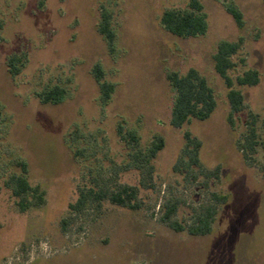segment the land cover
Here are the masks:
<instances>
[{
    "label": "rangeland",
    "instance_id": "obj_1",
    "mask_svg": "<svg viewBox=\"0 0 264 264\" xmlns=\"http://www.w3.org/2000/svg\"><path fill=\"white\" fill-rule=\"evenodd\" d=\"M190 1L0 0V264H264V0H200L206 34L165 30L163 12L187 9ZM228 5L243 12L244 27ZM104 11L112 46L99 31ZM224 40L242 43L231 76L255 68L261 77L241 88L246 107L232 121L213 61ZM12 56L21 58L17 75L10 73ZM97 64L115 85L105 103ZM191 67L207 78L217 108L206 121L174 128L168 74ZM55 85L66 90L64 100L43 103L38 93ZM250 113L259 141L253 152L241 146ZM120 127L137 135L142 153L164 140L146 171L136 167ZM186 132L201 141L197 155ZM20 161L46 197L25 212L6 184L22 172ZM96 184L137 187L140 208L89 199L73 209L80 189ZM166 201L178 203L172 220L182 225L199 207L216 204L212 232L172 228L161 219Z\"/></svg>",
    "mask_w": 264,
    "mask_h": 264
},
{
    "label": "trees",
    "instance_id": "obj_2",
    "mask_svg": "<svg viewBox=\"0 0 264 264\" xmlns=\"http://www.w3.org/2000/svg\"><path fill=\"white\" fill-rule=\"evenodd\" d=\"M228 12L235 19L238 27L245 25L243 12L235 5L227 6ZM161 24L168 32L183 38L197 37L206 34L209 23L204 5L200 0H191L187 9H167L161 16ZM100 33L107 39L112 46L115 40V32L111 26V15L108 12L102 13V20L99 24ZM241 41L224 40L219 43L215 54L213 55L214 68L216 72L223 78L228 89V99L230 102L229 120L235 114L242 112L246 103L242 87L256 86L260 83L261 77L258 69L248 68L235 78L231 76L230 71L237 66L234 57L241 48ZM21 58L12 56L9 59L10 73L17 75L20 70ZM96 80L101 90V100L107 102L115 90V85L104 79V71L100 65H96L93 69ZM168 79L175 89V101L173 104L170 125L174 128H182L190 124L192 121L208 120L217 108V99L213 88L209 84L207 78L195 67L189 68L184 74L178 72H170ZM43 103L58 104L62 102L66 96V90L59 85L44 89L38 93ZM248 131L245 134L241 146L243 149L256 151L259 144L257 139V116L250 113L247 121ZM119 135L123 140H131V148L135 150L133 156H136V167L142 171H146L150 167V162L157 153L163 149L164 140L158 137L153 141L146 153L138 150L137 135L133 132L124 134L122 127L118 129ZM186 138L189 141L187 146H193L197 155L201 146V141L193 138L190 132H186ZM247 152L246 157L250 158L251 154ZM22 172L13 174L6 181L7 186L11 190V194L17 199V205L22 212L32 208H40L46 202L45 191L40 185H33L30 182L28 173V165L26 162H19ZM149 166V167H148ZM216 200L225 203L228 199L226 195H214ZM109 200L113 204L123 206L132 210L140 208L138 201L137 187L132 185H121L116 188H108L105 186L83 187L80 189V195L76 203L71 205L75 210H79L86 205L87 201ZM161 210L163 212L161 219L169 224L177 231H187L195 236L207 235L212 232L218 211L216 204L204 205L199 207L190 223L185 225L172 220L174 214L178 211V203L166 201Z\"/></svg>",
    "mask_w": 264,
    "mask_h": 264
}]
</instances>
